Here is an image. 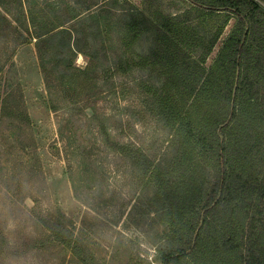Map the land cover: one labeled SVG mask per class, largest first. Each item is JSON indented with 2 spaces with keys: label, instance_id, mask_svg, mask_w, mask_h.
<instances>
[{
  "label": "rangeland",
  "instance_id": "374dc122",
  "mask_svg": "<svg viewBox=\"0 0 264 264\" xmlns=\"http://www.w3.org/2000/svg\"><path fill=\"white\" fill-rule=\"evenodd\" d=\"M154 2L168 14L190 7L185 0H0V264H82L59 241L45 240L52 231L78 239L93 264H157L168 232L150 206L142 166L169 161L175 148L140 85L160 79L148 69L113 68L121 55L115 25ZM48 31L45 42L34 38ZM150 45L144 34L136 51ZM86 67L93 75L83 87L73 69ZM122 145L135 159L119 152ZM207 193L206 186L202 203Z\"/></svg>",
  "mask_w": 264,
  "mask_h": 264
},
{
  "label": "trees",
  "instance_id": "16d2710c",
  "mask_svg": "<svg viewBox=\"0 0 264 264\" xmlns=\"http://www.w3.org/2000/svg\"><path fill=\"white\" fill-rule=\"evenodd\" d=\"M185 1L189 9L177 14L148 4L114 27L121 55L113 68L157 74L158 85L140 87L175 148L169 161L142 166L153 187L150 206L168 232L156 262L264 264V0ZM231 19L230 33L206 66ZM49 33L34 38L43 43ZM144 34L151 45L140 54L136 46ZM37 54L47 83L50 72L39 45ZM73 72L83 87L93 75L89 67ZM130 147L117 149L132 160ZM59 236L52 231L44 238L93 264L78 239Z\"/></svg>",
  "mask_w": 264,
  "mask_h": 264
},
{
  "label": "bare ground",
  "instance_id": "6f19581e",
  "mask_svg": "<svg viewBox=\"0 0 264 264\" xmlns=\"http://www.w3.org/2000/svg\"><path fill=\"white\" fill-rule=\"evenodd\" d=\"M80 56V55H79Z\"/></svg>",
  "mask_w": 264,
  "mask_h": 264
}]
</instances>
